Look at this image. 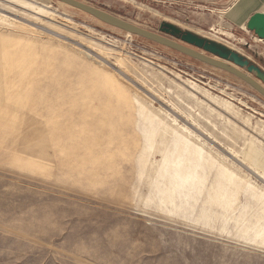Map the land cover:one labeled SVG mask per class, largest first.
Masks as SVG:
<instances>
[{
	"label": "rangeland",
	"instance_id": "obj_1",
	"mask_svg": "<svg viewBox=\"0 0 264 264\" xmlns=\"http://www.w3.org/2000/svg\"><path fill=\"white\" fill-rule=\"evenodd\" d=\"M79 1L264 58L226 1ZM0 264H264V96L59 0H0Z\"/></svg>",
	"mask_w": 264,
	"mask_h": 264
},
{
	"label": "water",
	"instance_id": "obj_2",
	"mask_svg": "<svg viewBox=\"0 0 264 264\" xmlns=\"http://www.w3.org/2000/svg\"><path fill=\"white\" fill-rule=\"evenodd\" d=\"M59 1L80 9L94 16L103 23L120 28L124 31H130L134 35H138L142 38L171 48L215 68L227 71L249 83L264 96V87L256 81V79H259L264 83V70L259 65L252 62L249 58H246L242 54L229 49L225 45L200 37L192 32L182 31L172 24H165L164 27H162V32L165 34H171L186 43L183 44L159 33L144 29L118 16L83 3L79 0ZM248 28L253 30L260 38L264 39V14H257L253 16L248 24ZM187 44L204 49L205 51L217 56L219 59L203 54Z\"/></svg>",
	"mask_w": 264,
	"mask_h": 264
},
{
	"label": "crops",
	"instance_id": "obj_3",
	"mask_svg": "<svg viewBox=\"0 0 264 264\" xmlns=\"http://www.w3.org/2000/svg\"><path fill=\"white\" fill-rule=\"evenodd\" d=\"M208 1V0H203ZM230 4L226 12V22L232 26L240 36L247 40L246 53H258L264 47V39L260 38L253 30L248 28L251 18L257 14H264V0H213ZM254 56V55H252ZM251 58V57H249ZM252 60V58H251ZM264 69V58L261 63L255 62Z\"/></svg>",
	"mask_w": 264,
	"mask_h": 264
},
{
	"label": "bare ground",
	"instance_id": "obj_4",
	"mask_svg": "<svg viewBox=\"0 0 264 264\" xmlns=\"http://www.w3.org/2000/svg\"><path fill=\"white\" fill-rule=\"evenodd\" d=\"M62 2V1H61ZM64 3V2H63ZM65 4H67V3H65ZM69 5V4H68ZM71 6V5H70ZM109 25V24H108ZM111 26V25H110ZM114 27V26H113ZM117 28V27H116ZM118 29H120V28H118ZM120 30H122V29H120ZM124 31V30H123ZM128 34H132L130 31H126ZM138 36V35H137ZM151 41V40H150ZM153 42V41H152ZM158 44V43H157ZM161 45V44H160ZM163 46V45H162ZM166 47V46H165ZM171 49V48H170ZM173 50V49H172ZM178 52V51H177ZM180 53V52H179ZM203 53V52H202ZM203 54H205V53H203ZM189 57V56H188ZM192 58V57H191ZM214 58H217V57H214ZM217 59H219V58H217ZM259 83V82H258ZM260 84V83H259ZM261 85V84H260ZM264 87V86H263Z\"/></svg>",
	"mask_w": 264,
	"mask_h": 264
}]
</instances>
